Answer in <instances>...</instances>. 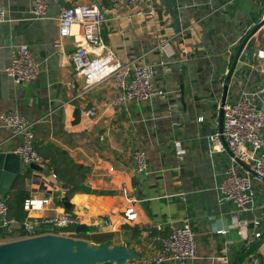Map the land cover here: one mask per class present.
<instances>
[{"label": "crops", "instance_id": "obj_1", "mask_svg": "<svg viewBox=\"0 0 264 264\" xmlns=\"http://www.w3.org/2000/svg\"><path fill=\"white\" fill-rule=\"evenodd\" d=\"M33 2L0 0L6 14L0 24V115L24 117L32 125L36 149L49 155V147H55L88 172L82 188L74 191L56 177V183L49 181L51 173L46 169L33 171L20 161L26 200H47L26 216L52 218L69 211L78 220L76 227L83 228L79 233L90 238L84 241L125 244L139 255L127 264H154L150 259L159 252L156 232L142 235L143 228L162 225L165 234L168 224L184 221L193 232L196 259L181 264H235L241 250L253 244L255 251L241 264H264V182L253 181L255 197L248 211L221 203L217 189L231 157L209 141L218 132L223 85L236 51L247 38L229 80L226 102L264 86V73L254 57L256 50L264 49V0H154V16L146 15L143 6L58 0L48 4L43 19L31 16ZM89 4L98 7L105 47L123 65L153 66L151 82L168 92L166 99L114 107L111 102L117 90L111 81L77 98L83 79L68 56L78 48L91 55L93 51L78 25L56 47L57 18L63 8ZM163 43L166 51L160 50ZM21 45L33 53L40 74L35 81L16 85L5 69ZM256 103L264 109L260 101ZM91 107L96 114L88 118L84 111ZM20 145V137L0 123V152L14 153ZM136 149L146 153V175L133 172ZM27 169L30 174L25 176ZM13 187L10 192L21 185ZM69 191H74L70 198ZM64 197L70 210L61 203ZM131 199L136 218L127 222L124 212ZM221 229L224 235L217 233ZM257 231L261 232L258 240L253 236Z\"/></svg>", "mask_w": 264, "mask_h": 264}, {"label": "built area", "instance_id": "obj_2", "mask_svg": "<svg viewBox=\"0 0 264 264\" xmlns=\"http://www.w3.org/2000/svg\"><path fill=\"white\" fill-rule=\"evenodd\" d=\"M57 1L34 0L31 16L34 19H43L48 4ZM107 1L112 7L119 3L133 7L143 6L146 8V15L155 14L154 0ZM5 21L6 14L0 9V24ZM57 22L59 40L55 44L56 47L60 48L61 41L70 35L72 26L78 25L82 30L84 43L93 51L91 55L86 48H78L68 56L76 75L83 79V87L77 98L105 81H111L117 90V95L111 102L114 107H122L132 102L149 103L155 99L168 97L167 91L155 87L151 82L154 74L153 66L134 63L123 65L114 53L105 47L100 36L102 19L97 5H73L63 8ZM167 47V44L163 43L160 45V50L166 51ZM228 52L229 56H232L233 52ZM254 57L259 62V71L264 73V49L256 50ZM5 73L16 85L30 83L39 77V64L27 45H21L16 50ZM257 100L264 105V86L255 92L240 95L235 102H226L223 106L222 132L209 137L215 149L221 151L226 149L231 157V163L224 172V180L217 189L219 201L231 203L239 212L250 210L253 204L255 197L253 181L264 179V109L257 105ZM95 114L94 107L84 111V115L88 118ZM0 123L9 129L13 136L20 137L21 145L14 153L22 165L27 168L30 165H37L45 170L44 160L34 146L31 123L15 113L0 115ZM132 160L135 174H148L146 153L143 150H134ZM51 175L55 178V175ZM7 199L6 196L0 200V244L42 235L71 237L74 234L69 230L76 227L78 220L69 211L52 218L26 217L19 222L9 217ZM46 202L47 200H26L23 210L26 213L40 210ZM134 204L135 200L131 199L124 212L127 222H133L136 218ZM253 226L257 228L259 222L255 221ZM166 228L165 234H163L165 227L162 225H152L140 231L142 235L148 231L156 232L154 241L159 244V252L151 257V262L154 264L193 262L196 259V244L189 223L184 221L180 225L168 224ZM225 232L221 229L217 233L224 235ZM253 236L257 240L260 239L261 232L257 231ZM251 264H256V261Z\"/></svg>", "mask_w": 264, "mask_h": 264}, {"label": "water", "instance_id": "obj_3", "mask_svg": "<svg viewBox=\"0 0 264 264\" xmlns=\"http://www.w3.org/2000/svg\"><path fill=\"white\" fill-rule=\"evenodd\" d=\"M261 26L258 24L251 31L253 35ZM249 38L245 39L234 56L229 69L226 84L223 85L222 97L218 107V132H222L223 106L229 90V80L238 62L240 54ZM20 160L13 153L0 152V195L6 197L16 179L20 176ZM30 170L40 171L37 165H30ZM47 173V172H45ZM47 179L56 183L52 175ZM264 182V179H261ZM61 203L66 210L71 209L67 198ZM83 228L77 226L75 233ZM1 233V230H0ZM139 258V255L127 245L111 246L109 241L90 244L81 239L60 235H42L35 238L23 239L0 244V264H127Z\"/></svg>", "mask_w": 264, "mask_h": 264}, {"label": "trees", "instance_id": "obj_4", "mask_svg": "<svg viewBox=\"0 0 264 264\" xmlns=\"http://www.w3.org/2000/svg\"><path fill=\"white\" fill-rule=\"evenodd\" d=\"M49 149H50L49 155H43L39 149H36L37 153L44 160L45 169L51 174L55 175V177L59 182L68 185L70 187H74L75 189L74 191H79L82 188L81 185L85 178L86 173L88 172V169L74 163L65 152L55 147H49ZM29 174L30 172L27 169L25 176L26 175L28 176ZM23 181H24V176L23 177L19 176L16 179L13 186L15 187L18 184L21 185V187L18 190L10 192L7 195L8 199L6 200L9 217L14 218L19 222H22L27 217L26 212L23 210V204L28 197V193L23 189V183H24ZM74 191L67 192L66 196L70 198V196L74 193ZM70 230L74 231V228ZM102 242H104V240H100L97 243H102ZM255 249H256L255 244L250 245L248 248L247 247L243 248L235 264H241L242 261L249 254L255 251Z\"/></svg>", "mask_w": 264, "mask_h": 264}, {"label": "rangeland", "instance_id": "obj_5", "mask_svg": "<svg viewBox=\"0 0 264 264\" xmlns=\"http://www.w3.org/2000/svg\"><path fill=\"white\" fill-rule=\"evenodd\" d=\"M71 238H75V239H90L88 236H86L85 235V233L84 234H82V233H74L72 236H71Z\"/></svg>", "mask_w": 264, "mask_h": 264}]
</instances>
